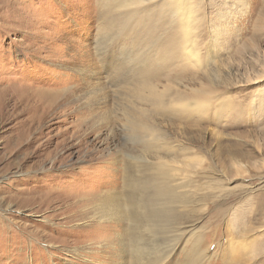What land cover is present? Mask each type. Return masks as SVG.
<instances>
[{
	"label": "rangeland",
	"instance_id": "rangeland-1",
	"mask_svg": "<svg viewBox=\"0 0 264 264\" xmlns=\"http://www.w3.org/2000/svg\"><path fill=\"white\" fill-rule=\"evenodd\" d=\"M168 1L0 0V264H134L170 227L194 234L164 264L199 236L206 264H264V0H195L198 68L173 60ZM147 79L168 98L159 115L136 99ZM136 107L162 148L125 128ZM159 158L190 170L176 183L194 212L154 232L100 218L127 166Z\"/></svg>",
	"mask_w": 264,
	"mask_h": 264
},
{
	"label": "bare ground",
	"instance_id": "bare-ground-1",
	"mask_svg": "<svg viewBox=\"0 0 264 264\" xmlns=\"http://www.w3.org/2000/svg\"><path fill=\"white\" fill-rule=\"evenodd\" d=\"M162 9L168 14V17L170 18V22H168L171 27L178 29V44L175 45L176 50L174 49L173 60L175 59L178 61V57H180V59L183 60L182 65L191 66L194 64L197 68L201 67L202 53L198 47V43L196 42L198 37H196L197 32L195 31L201 23V16L199 11L196 10L195 0H169L168 4ZM172 37L174 38V36ZM166 62H168L171 66V60L168 59ZM138 72L139 74L144 75V72ZM146 72H148L147 75H150L149 70ZM146 82L145 92L139 93L136 99H138L139 102L147 103L146 105L149 106L151 111H154L155 114L159 115L161 114L160 112L164 111L166 104L169 102L167 100L168 98H166L164 94L158 92L154 85L149 83L148 79ZM196 98L197 100L200 99L198 95ZM188 101L189 100L186 98L181 97L177 98L173 102H177L180 106L186 108L189 107ZM193 101L194 100H192V102ZM128 113L129 114H127V119L125 121V128L132 133L134 137L144 135L147 142L156 143L158 147L162 148L163 146L160 142L162 133L155 130L156 127L154 128L149 125L148 121L150 120L151 115L148 111L142 107H136L134 109H130ZM184 162H186V159ZM135 167H137V164ZM149 167L150 166L144 167L143 169H147ZM139 172L140 171H135L134 167L127 166L126 174L128 175V180L126 181V185L129 187L128 194L125 198L118 194L107 197L99 210L100 218L104 217L107 219H115L118 222L124 224L127 223L129 224L130 230L137 231L139 228H142L144 231L149 230L150 232H154L158 226L159 228L164 226V223L161 222L169 220V218H174V214L179 208L187 210L188 212H194L195 207L191 204L192 201L189 202V200L185 197L186 193L180 192L183 187H185V189L191 188L190 184L192 185V183H189V179L186 177L184 178V183H176L178 181V179H176L177 173L181 172L188 174L190 173L188 168H179V166L177 167L174 162L165 161V159L159 158L157 163H153V166L149 169L150 173L146 172L143 176H138ZM147 174L151 176H147ZM157 205L161 211L154 212V207ZM138 210L140 212L144 210V214L142 217L136 218ZM139 224H142V226H139ZM170 228V235L168 236V244L170 245H168V248L164 251L152 250L147 256H142L140 254L135 255L132 253L131 256L134 264H164L165 260L168 258H170L169 261H171V257L181 248L180 244L182 238H187L188 235L194 234L192 228L188 232L187 228L182 230L175 227ZM129 233L130 238L132 239L133 232ZM199 238L196 237L195 239L198 240H193L194 245L190 248L194 250V252L185 254L181 260H177L178 262H173V264H206V261L208 262L211 257L207 255L200 243L202 236H199ZM125 247V254H128L129 252L126 251L129 248ZM169 263L170 262H168V264ZM170 264H172V262Z\"/></svg>",
	"mask_w": 264,
	"mask_h": 264
}]
</instances>
